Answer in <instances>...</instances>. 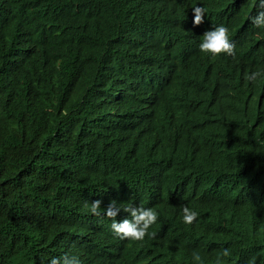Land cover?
<instances>
[{
	"label": "clouds",
	"instance_id": "9594fccd",
	"mask_svg": "<svg viewBox=\"0 0 264 264\" xmlns=\"http://www.w3.org/2000/svg\"><path fill=\"white\" fill-rule=\"evenodd\" d=\"M43 1L0 0V9L14 10L0 21V88L12 103V128L2 130L23 136L19 146L31 153L15 156L6 195L22 201L18 184L40 157L44 170L59 177L39 176L30 208H7L0 264L30 257L26 264H228V248L214 263L187 242L245 224L264 230V169L250 150L236 149L243 135L264 147V56L241 34L249 31L264 45V0H149L133 12L138 35L174 33L193 49L176 46L122 67L136 72L127 85L88 81L72 50L82 29L102 24L101 5ZM128 2L117 0V10ZM49 115L54 120L28 135ZM81 127L94 137L77 161L62 148L40 147L43 137L76 139ZM224 152L232 165L216 190L217 208L166 203L180 182ZM100 159L113 173L96 180L109 189L78 188L61 172L91 169ZM250 248L247 257L254 258Z\"/></svg>",
	"mask_w": 264,
	"mask_h": 264
},
{
	"label": "trees",
	"instance_id": "16d2710c",
	"mask_svg": "<svg viewBox=\"0 0 264 264\" xmlns=\"http://www.w3.org/2000/svg\"><path fill=\"white\" fill-rule=\"evenodd\" d=\"M61 1L63 0H44L43 3L52 7V5L56 6ZM80 1L87 4L99 3L104 10L103 21L99 27L82 29L79 37L71 40L76 61L82 65L88 81L107 77L109 83L112 84L118 82L126 85L131 84L134 82L136 72L127 68L120 70L122 67L129 66L135 62L154 59L165 49L175 48L176 46H182L189 50L193 49L189 42L174 33H171L167 39L157 37L158 39L156 40L142 39L138 35L134 30L133 12L145 5L149 0H129L123 9L118 10L116 7L117 0ZM13 11V8L0 9V21L4 16ZM244 32L242 31L241 34H244ZM246 37L250 38L256 53L264 56L262 40L249 33H247ZM16 46V49H20L21 43H18ZM80 85H83L82 81ZM1 105L3 109L2 114H0V221L6 222L9 218L7 215H10L7 213V208H21L23 206L22 209L25 210L31 207L27 201H29L30 194H33V190L41 187L40 175H48L49 178H57L59 175L54 176L46 172L43 168V157H40L34 163L32 174H27L23 183L18 184L23 196L22 201L13 203L12 196L6 195V190L9 186L8 178L15 164V156L29 158L31 153L29 154L28 151L19 146L24 139L23 136L13 137L8 131L2 130V126L12 128L11 123L7 124L10 119L12 103L0 88V107ZM69 105L70 103L64 104L60 108L65 110ZM52 120H54L52 115L44 116L28 135L34 133ZM83 128L81 127L77 132L76 139L70 138L61 141L56 138L43 137L40 147L45 150L55 151L62 148L64 154L71 162L77 161L82 152L88 151V143L94 137L91 133L88 134V131L84 133ZM95 136L97 137V133ZM236 149L250 150L260 161L264 169V147L254 145L249 135H243L238 139ZM202 152L204 154L207 153L205 149ZM231 165L232 160L230 157L225 152L222 153L207 168L203 169L201 173L187 178L184 183L180 182L177 189L169 195L166 203L174 209L186 204L198 207L202 211H212L219 206V197L216 190L225 184L224 176ZM109 167L108 163L100 159L93 162L91 169L80 168L75 174H71L72 166H68L70 170H65L64 168L61 172L64 178L71 181L77 180L80 184L78 188L89 187L90 189H94L95 186L105 190L110 187L103 186L96 179L112 174L113 171ZM110 192L112 193L113 190ZM261 207L264 210V203ZM26 217L30 222H33V217L29 215H26ZM223 236L228 239H225ZM187 243L194 252L200 253L201 259L207 258L214 263L216 256L225 248H228L231 253L229 257L223 259L228 264H260L264 258V230L250 231L248 224L234 230L229 228L217 230L213 234H202L196 239L189 240ZM248 245H251V248L254 249V258L247 257ZM26 255L28 256V251H26ZM30 262H33L31 257L26 263Z\"/></svg>",
	"mask_w": 264,
	"mask_h": 264
},
{
	"label": "bare ground",
	"instance_id": "6f19581e",
	"mask_svg": "<svg viewBox=\"0 0 264 264\" xmlns=\"http://www.w3.org/2000/svg\"><path fill=\"white\" fill-rule=\"evenodd\" d=\"M241 5H242V4H241ZM251 30H253V28H252ZM248 32H249V31H245L244 34H243V36H244V35L246 36ZM156 77H157V76H156ZM156 77H155V80H156ZM158 78H159V77H158ZM150 83H152V82H150ZM154 85H156V84H154Z\"/></svg>",
	"mask_w": 264,
	"mask_h": 264
}]
</instances>
